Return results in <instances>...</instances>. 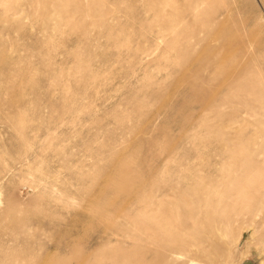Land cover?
I'll return each mask as SVG.
<instances>
[{"label": "rangeland", "instance_id": "374dc122", "mask_svg": "<svg viewBox=\"0 0 264 264\" xmlns=\"http://www.w3.org/2000/svg\"><path fill=\"white\" fill-rule=\"evenodd\" d=\"M261 151L264 0H0V264H141V189L264 264Z\"/></svg>", "mask_w": 264, "mask_h": 264}, {"label": "bare ground", "instance_id": "6f19581e", "mask_svg": "<svg viewBox=\"0 0 264 264\" xmlns=\"http://www.w3.org/2000/svg\"><path fill=\"white\" fill-rule=\"evenodd\" d=\"M259 153L264 155V151ZM256 182L259 184L258 190H255L254 194L245 198L241 203L244 208L241 207V211L238 212L237 210L236 214L232 212V216L230 215L229 220L234 214V217H236L240 213H248L255 219L262 216L261 223L264 222V183L259 182V180ZM251 190L253 191V185L251 186ZM170 192L171 191H168L167 194L172 198V192ZM173 196L174 198H180V210L183 209L189 212L188 227L190 226V228L189 231L187 230L184 234L179 231L178 225H176V218L172 217L170 206L167 205V208H164L162 205H157L155 207L156 212L155 209L150 210L147 192L144 189L140 190L139 222L141 234L139 239L142 244V256L138 260L141 264H148L144 260L147 255L145 245H150L151 247L162 246L168 256L177 255L185 257L193 264H212V262L208 260L207 249L216 250L220 248L217 239L221 236V231L214 227L210 228L204 225L199 215L197 217L195 216L201 208L195 203L193 205V201L197 200V195L194 191L179 189L178 193L173 192ZM148 252L150 253V251Z\"/></svg>", "mask_w": 264, "mask_h": 264}]
</instances>
